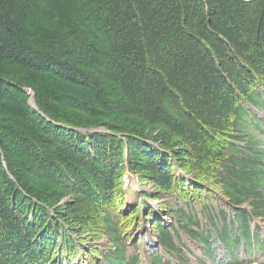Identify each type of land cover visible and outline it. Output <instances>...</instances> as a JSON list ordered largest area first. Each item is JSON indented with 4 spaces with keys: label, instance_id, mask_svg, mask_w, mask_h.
<instances>
[{
    "label": "trees",
    "instance_id": "16d2710c",
    "mask_svg": "<svg viewBox=\"0 0 264 264\" xmlns=\"http://www.w3.org/2000/svg\"><path fill=\"white\" fill-rule=\"evenodd\" d=\"M263 105L264 0H0V264H48L75 248L59 239L67 227L125 248L132 220H104L127 168L181 195L189 235L199 209L176 166L263 215L261 157L239 166L232 142L254 148ZM199 202L210 225L227 224L221 198ZM234 210L249 239V213ZM124 260L107 264H136Z\"/></svg>",
    "mask_w": 264,
    "mask_h": 264
},
{
    "label": "rangeland",
    "instance_id": "374dc122",
    "mask_svg": "<svg viewBox=\"0 0 264 264\" xmlns=\"http://www.w3.org/2000/svg\"><path fill=\"white\" fill-rule=\"evenodd\" d=\"M135 177H140V174H136ZM147 183L153 184L152 182H150L148 180H147ZM151 186H153V185H151ZM175 197H176L177 201L180 200V202L179 203L177 202L176 204H172L171 202H167V205L166 206L170 209V214H172V216H175L176 217V215L178 213V211H177L178 206L180 205L181 207H186L187 205H186V203H184L182 201L181 195L177 191H175ZM140 212H141V203L137 206L136 209L133 210V214L134 215H138ZM150 228H151V226H150ZM150 239H152V238H150ZM187 244H188L187 246H190V248L194 251V259L193 260H197L199 258V255L201 254V252H203L204 249H201L196 243H191V241H188ZM134 252H135V249L134 248H130L129 249V254L132 255V254H134ZM164 257H165L164 254H160V258H164Z\"/></svg>",
    "mask_w": 264,
    "mask_h": 264
},
{
    "label": "clouds",
    "instance_id": "9594fccd",
    "mask_svg": "<svg viewBox=\"0 0 264 264\" xmlns=\"http://www.w3.org/2000/svg\"><path fill=\"white\" fill-rule=\"evenodd\" d=\"M26 89H30V88H26ZM25 89V90H26ZM32 90V89H31ZM27 91V90H26ZM33 91V90H32ZM29 94H30V96H31V103H32V100H34V102L36 103V99H35V93H34V95L32 94V92H29V91H27ZM34 92V91H33ZM37 104V103H36ZM48 120L50 121L51 119L50 118H48ZM88 129H90V128H88Z\"/></svg>",
    "mask_w": 264,
    "mask_h": 264
},
{
    "label": "water",
    "instance_id": "95a60500",
    "mask_svg": "<svg viewBox=\"0 0 264 264\" xmlns=\"http://www.w3.org/2000/svg\"><path fill=\"white\" fill-rule=\"evenodd\" d=\"M26 90L29 91V92H32V94L34 95V92L31 89H26Z\"/></svg>",
    "mask_w": 264,
    "mask_h": 264
},
{
    "label": "bare ground",
    "instance_id": "6f19581e",
    "mask_svg": "<svg viewBox=\"0 0 264 264\" xmlns=\"http://www.w3.org/2000/svg\"><path fill=\"white\" fill-rule=\"evenodd\" d=\"M263 116H264V115H263ZM170 221H173V218H172V217H170L169 222H170ZM151 227H152V226H151Z\"/></svg>",
    "mask_w": 264,
    "mask_h": 264
}]
</instances>
